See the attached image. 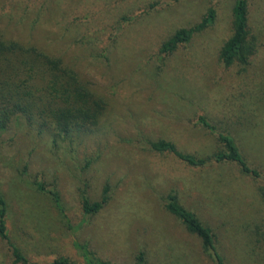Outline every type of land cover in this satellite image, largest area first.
<instances>
[{
  "label": "rangeland",
  "instance_id": "1",
  "mask_svg": "<svg viewBox=\"0 0 264 264\" xmlns=\"http://www.w3.org/2000/svg\"><path fill=\"white\" fill-rule=\"evenodd\" d=\"M42 1L13 0L8 5L13 19L23 21L0 19L1 27L8 24L6 36L40 40L43 32L28 26L37 17L29 10ZM60 1L63 10L70 6ZM233 2L80 0L90 8L91 30L128 19L110 44L108 62L89 57L94 45L69 43V32L50 43L104 97L97 122L60 137L51 127L37 131L34 122L23 120L19 129L0 136L8 238L29 262L66 258L82 264L71 244L76 239L113 264H132L139 248L148 264H215L199 239L164 208L162 197L173 189L179 203L213 231L225 263L264 264L263 178L252 180L229 162L190 166L135 143L139 137L167 139L181 151L206 157L215 141L196 123L203 114L216 130L232 134L247 163L264 173V0H247L255 52L245 66L223 68L217 53L231 33ZM209 6L215 11L209 27L159 60L160 42L196 22ZM45 16L44 23L55 22ZM35 181L55 188L62 211ZM83 192L90 201L106 198L86 217ZM65 218L71 225L85 221L73 232ZM0 264H22L12 263L1 238Z\"/></svg>",
  "mask_w": 264,
  "mask_h": 264
},
{
  "label": "trees",
  "instance_id": "2",
  "mask_svg": "<svg viewBox=\"0 0 264 264\" xmlns=\"http://www.w3.org/2000/svg\"><path fill=\"white\" fill-rule=\"evenodd\" d=\"M68 1L70 6L64 10L60 0H44L38 3L34 10H29L35 12L37 17L28 26V31L34 29L42 31L44 36L40 40L30 37L22 40L6 36L4 27L8 24L0 26V136L10 129H19L20 123L24 120L27 124L34 122L37 131L51 127L57 136L68 137L75 130L94 125L104 110L106 106L104 97L95 94L89 83L80 77L74 62L66 61L60 50L51 49L50 43L63 39L64 33L69 32L70 34H65L70 38L69 43L94 45L96 49L89 57L94 61L108 62L110 44L114 41L117 30L122 29V24L128 22V19L122 16L117 23L91 30L90 8L81 5L80 0ZM11 3L13 0H0V19L5 18L7 23L11 21L16 24L22 23V18L13 19L14 12L8 7ZM231 14V33L217 53L219 65L223 68L232 64L245 66L257 48V39L250 29L247 0H234ZM43 16L47 19L54 16L55 22L44 23L46 19H40ZM214 16L215 11L209 6L196 22L175 29L160 42L157 50L158 59L162 60L179 46L188 44L195 34L209 27ZM54 31L57 38L52 37ZM196 118V123L207 130L215 141L213 152L206 157H197L192 153L181 151L167 139L153 140L139 137L135 143L153 151L169 153L190 166H201L210 162H229L237 165L239 170L252 180L259 177L264 179V173L247 163L237 139L232 134L228 131L216 130L203 114H197ZM33 185L38 190L46 191L55 206L62 211L58 193L53 186H45L41 181H35ZM105 199L103 196L99 201H90L83 192L82 214L85 217L94 214ZM162 200L164 208L178 219L188 233L199 239L202 250L213 259L215 264H227L216 246L213 231L192 211L179 203L173 189L169 190ZM65 221L68 229L74 232L85 219L75 225H71L66 218ZM0 238L5 241L11 252L12 263L36 264L29 262L10 242L2 198H0ZM71 244L82 264H113L97 256L88 248L85 241L72 239ZM49 264L72 263L66 258H55ZM132 264H148L143 249L139 248L136 251Z\"/></svg>",
  "mask_w": 264,
  "mask_h": 264
}]
</instances>
